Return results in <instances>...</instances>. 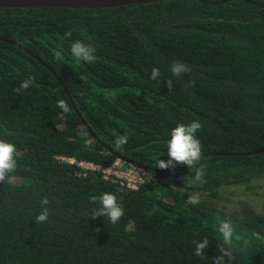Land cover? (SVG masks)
Here are the masks:
<instances>
[{
  "label": "trees",
  "instance_id": "16d2710c",
  "mask_svg": "<svg viewBox=\"0 0 264 264\" xmlns=\"http://www.w3.org/2000/svg\"><path fill=\"white\" fill-rule=\"evenodd\" d=\"M75 40L95 47L94 63L71 55ZM176 60L191 71L172 76ZM30 76L32 85L14 92ZM193 121L202 124L200 161L155 167L168 159L171 129ZM117 135L128 137L123 148ZM0 139L17 149L16 171L0 182V264H213L221 221L234 229L235 259L225 264H264V214L245 201L242 213L220 205L232 202L228 188L264 179V151L244 154L264 149V0L0 7ZM116 154L147 167L136 169L137 187L79 165L106 168ZM105 192L124 209L116 224L90 217L99 207L91 198ZM194 193L200 202L192 205ZM44 196L50 216L41 224ZM205 237L197 257L194 241Z\"/></svg>",
  "mask_w": 264,
  "mask_h": 264
},
{
  "label": "clouds",
  "instance_id": "9594fccd",
  "mask_svg": "<svg viewBox=\"0 0 264 264\" xmlns=\"http://www.w3.org/2000/svg\"><path fill=\"white\" fill-rule=\"evenodd\" d=\"M71 32L64 33V38H70ZM71 55L77 60L86 64L94 63L97 59L95 52L96 49L92 44H86L81 40L72 41L70 44ZM56 60H61L62 54L60 51L55 52ZM191 71L190 67L181 61H172L170 65V72L174 77H180L183 74L189 73ZM160 69L153 67L150 73V79L159 82L160 80ZM34 78L28 77L23 80L18 87L14 89L18 95L23 94L33 83ZM190 80L185 87H190L192 85ZM166 86L169 91L173 87V82L171 79L165 81ZM57 107L62 109L63 112L67 113L71 109L68 102L64 99L57 101ZM202 128V124L199 121H193L187 125L179 123L170 131V138L167 141V160L156 159L155 167L159 169H172L177 164H183L188 169L193 168L202 157V144L197 138L196 133ZM128 142L127 135H117L114 144L117 148H123ZM89 142H86L88 146ZM17 149L16 146L4 139H0V182H10L11 173L16 171L17 159H16ZM204 175L203 168H197L194 173L193 182L201 181ZM93 203H98L99 207L94 209L91 218L95 219L97 217H107L109 223L116 224L125 215L124 209L120 203L117 202V197L115 194L110 192H105L100 196H93ZM188 203L195 205L200 202L199 193H194L188 197ZM50 200L47 196L41 197L39 200L40 212L35 216L36 223H46L49 220L50 209L48 205ZM218 232L222 236V245H217L220 255L215 257L213 264H225V259L227 261H233L235 256L233 254V238L234 229L233 225L228 221H221L218 226ZM236 240H239V236H235ZM195 251L194 255L197 257H203L205 255V249L209 244L207 237L201 241H194Z\"/></svg>",
  "mask_w": 264,
  "mask_h": 264
},
{
  "label": "water",
  "instance_id": "95a60500",
  "mask_svg": "<svg viewBox=\"0 0 264 264\" xmlns=\"http://www.w3.org/2000/svg\"><path fill=\"white\" fill-rule=\"evenodd\" d=\"M155 0H0V7H26V8H40V7H68V8H106V7H114L121 6L127 4H135V3H147ZM40 62L41 59L37 56L33 55ZM45 64L44 62H42ZM55 74V73H54ZM56 76V74H55ZM74 111L77 112L81 121L85 124L82 119L80 113L78 112L77 107L72 103ZM86 125V124H85ZM88 128V127H87ZM90 131V129L88 128ZM92 133V132H91ZM111 151V150H110ZM264 151V149L254 150L250 152H246L244 154L256 153ZM113 152V151H111ZM116 158L119 161L124 163H128L131 167L135 169H144L147 167L138 163L137 161L125 157L120 154H116Z\"/></svg>",
  "mask_w": 264,
  "mask_h": 264
},
{
  "label": "rangeland",
  "instance_id": "374dc122",
  "mask_svg": "<svg viewBox=\"0 0 264 264\" xmlns=\"http://www.w3.org/2000/svg\"><path fill=\"white\" fill-rule=\"evenodd\" d=\"M71 161L73 162V160ZM79 165L87 168L90 167L89 164H86L84 162L80 163ZM112 165H114L112 171H115L114 173L118 174L121 177L127 176V178L130 177L132 178V180H135L136 177H139L140 175L135 168L128 166L120 162L119 160L114 161ZM249 185L250 188L245 186H235L232 188H228L226 191V195L229 199L232 200V202L224 203L223 201L222 203H220L223 209L227 210L228 212L241 211L242 213V208L237 203L239 201H245L251 209L264 214V179H256Z\"/></svg>",
  "mask_w": 264,
  "mask_h": 264
},
{
  "label": "built area",
  "instance_id": "2783aa9c",
  "mask_svg": "<svg viewBox=\"0 0 264 264\" xmlns=\"http://www.w3.org/2000/svg\"><path fill=\"white\" fill-rule=\"evenodd\" d=\"M84 163H86V162H84ZM86 164H89L90 165V167H88L90 169L100 170L104 174V177L105 178H108L111 175H113L115 177H118V179H121V182L120 183L122 184V181H125V183H126V185L128 187L135 188V187H137V185L139 183H141L143 181V178H141V175H139V177H136L135 180H132V178H130V177L127 178V176H125V177L119 176L118 174L114 173L115 171H112V169L114 168V165H112V164L109 167H106V168H103V167H101L99 165H94L92 163H86ZM84 168H87V167H84ZM119 177H121V178H119Z\"/></svg>",
  "mask_w": 264,
  "mask_h": 264
},
{
  "label": "flooded vegetation",
  "instance_id": "af4514ba",
  "mask_svg": "<svg viewBox=\"0 0 264 264\" xmlns=\"http://www.w3.org/2000/svg\"><path fill=\"white\" fill-rule=\"evenodd\" d=\"M118 160V159H117Z\"/></svg>",
  "mask_w": 264,
  "mask_h": 264
}]
</instances>
